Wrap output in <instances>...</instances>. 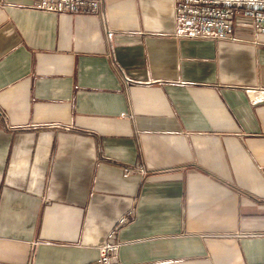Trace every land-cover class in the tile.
Returning a JSON list of instances; mask_svg holds the SVG:
<instances>
[{
  "label": "crops",
  "instance_id": "crops-1",
  "mask_svg": "<svg viewBox=\"0 0 264 264\" xmlns=\"http://www.w3.org/2000/svg\"><path fill=\"white\" fill-rule=\"evenodd\" d=\"M34 1L0 0V264H98L123 215L114 264H264L251 19L232 39L189 38L173 0L92 15Z\"/></svg>",
  "mask_w": 264,
  "mask_h": 264
},
{
  "label": "built area",
  "instance_id": "built-area-1",
  "mask_svg": "<svg viewBox=\"0 0 264 264\" xmlns=\"http://www.w3.org/2000/svg\"><path fill=\"white\" fill-rule=\"evenodd\" d=\"M175 16V35L178 37H203L207 39L225 40L233 38L234 19L239 14L249 17L252 26L264 34V0H173ZM104 0H36L33 7L44 12L57 14L101 13ZM121 116H125L121 113ZM136 172L144 174V166H127L123 176ZM125 215L118 218L106 234V240L100 245L98 264H114L118 243L114 235L120 226L127 224Z\"/></svg>",
  "mask_w": 264,
  "mask_h": 264
}]
</instances>
